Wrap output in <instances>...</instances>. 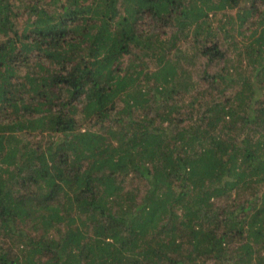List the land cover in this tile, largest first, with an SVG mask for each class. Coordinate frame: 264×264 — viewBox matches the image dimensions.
Masks as SVG:
<instances>
[{
  "label": "trees",
  "instance_id": "16d2710c",
  "mask_svg": "<svg viewBox=\"0 0 264 264\" xmlns=\"http://www.w3.org/2000/svg\"><path fill=\"white\" fill-rule=\"evenodd\" d=\"M0 264H264V0H0Z\"/></svg>",
  "mask_w": 264,
  "mask_h": 264
},
{
  "label": "rangeland",
  "instance_id": "374dc122",
  "mask_svg": "<svg viewBox=\"0 0 264 264\" xmlns=\"http://www.w3.org/2000/svg\"><path fill=\"white\" fill-rule=\"evenodd\" d=\"M254 22H255V20L251 17V18H249V21H248L247 25H245V26H246V27H250V26H251V27H252V26L255 27L256 25H254ZM248 25H249V26H248ZM254 27H253V28H254ZM253 28H252V29H253ZM246 29H247V28H246ZM245 32H246V34L248 33V31H245ZM246 34H245V35H246Z\"/></svg>",
  "mask_w": 264,
  "mask_h": 264
}]
</instances>
